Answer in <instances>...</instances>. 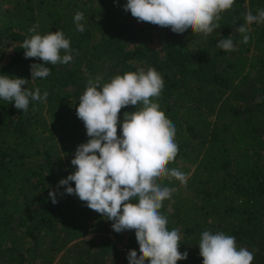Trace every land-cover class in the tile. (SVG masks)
<instances>
[{
    "label": "trees",
    "instance_id": "16d2710c",
    "mask_svg": "<svg viewBox=\"0 0 264 264\" xmlns=\"http://www.w3.org/2000/svg\"><path fill=\"white\" fill-rule=\"evenodd\" d=\"M126 2L0 0V75L49 93L30 100L26 112L0 99V264H129L130 250L140 255L135 230L115 232L112 221L57 186L75 172L76 148L89 139L76 115L88 81L103 85L149 67L164 81L154 102L176 128L179 151L167 167L189 174L186 186L161 181L176 189L160 212L188 253L177 264H203L204 231L234 236L237 248L254 254L252 264H264V23L249 26L247 44L235 32L246 13L264 10V0H235L207 37L138 22ZM55 31L70 40L73 60L45 65L51 74L32 81L30 65L43 61L26 59L23 41ZM229 36L234 51L216 47ZM137 110L121 109V123Z\"/></svg>",
    "mask_w": 264,
    "mask_h": 264
},
{
    "label": "clouds",
    "instance_id": "9594fccd",
    "mask_svg": "<svg viewBox=\"0 0 264 264\" xmlns=\"http://www.w3.org/2000/svg\"><path fill=\"white\" fill-rule=\"evenodd\" d=\"M234 3L235 0H127L123 10L138 22L170 28L176 34L191 29L207 37L221 28V14ZM244 19L245 24L235 28V32L247 44L249 26L264 23V10H258L257 15L249 11ZM82 20L84 15L78 11L74 23L79 32L85 31ZM37 28L38 25L33 26L29 32L36 33ZM70 43L62 31L34 34L25 39L24 57L43 61L30 65L32 81L51 74L45 65L70 63L73 60ZM216 47L224 52L234 51L232 36L220 39ZM27 82L24 78L0 75V99L23 112L28 110L30 100L46 101L49 93L45 91L41 97L39 88L32 91L24 87ZM163 87L162 76L153 67L117 75L103 85L99 80L88 81L76 115L89 139L76 148L71 160L75 172L61 179L57 186L112 221L115 232L135 230L140 255L130 250L129 264H177L188 258L186 251H179V229L169 231L168 218L160 212L163 202L176 191L161 181L175 179L186 186L189 178L180 169L167 167L175 161L179 146L175 125L154 102ZM128 106H137L139 110L125 112L121 123V109ZM72 182L75 188L70 186ZM49 198L56 204V191H50ZM199 250L203 264H252L254 260L252 252L237 248L235 237L223 232L204 231Z\"/></svg>",
    "mask_w": 264,
    "mask_h": 264
}]
</instances>
